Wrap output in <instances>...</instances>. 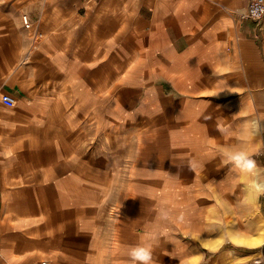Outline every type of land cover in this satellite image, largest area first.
<instances>
[{"label":"crops","instance_id":"0c3cea01","mask_svg":"<svg viewBox=\"0 0 264 264\" xmlns=\"http://www.w3.org/2000/svg\"><path fill=\"white\" fill-rule=\"evenodd\" d=\"M248 2L0 0V98L16 101L0 100V264H130L153 231L155 264H210L195 245L212 164L237 145L242 99L264 109V17H244ZM253 122L240 150L261 144Z\"/></svg>","mask_w":264,"mask_h":264},{"label":"rangeland","instance_id":"374dc122","mask_svg":"<svg viewBox=\"0 0 264 264\" xmlns=\"http://www.w3.org/2000/svg\"><path fill=\"white\" fill-rule=\"evenodd\" d=\"M230 100L236 99H228V101ZM247 100L248 99H242L243 108L238 117L230 120L229 116L228 125L230 124L229 126L233 127V134L228 135V141H233V143L237 142V145L234 147L228 144L227 154L238 151V143L240 142L236 140L241 139L240 136L244 125L249 123L250 120L255 121L259 114L264 117V109L261 105H254L253 99H250L253 104L252 107H250V103L247 104ZM83 135L84 133L81 135L82 138L80 136L79 141L80 143L83 141L82 145H86L87 138H85V135L83 137ZM258 137L261 143L259 147L250 152L244 147L242 150L248 152L251 157L256 160L257 165L260 168H264V129H259ZM122 138L123 137H121L119 131L116 130L114 143ZM131 139L130 136H127V140ZM85 147L86 146H84V148ZM116 147L118 148L120 146L116 145ZM212 168L217 171L219 188L210 191L207 203L208 208H205V211L199 210L201 217L204 212L203 218L209 223L210 232L205 241L196 243V250L206 253L205 262H209L210 264H257L251 259V256L246 258L243 256L251 253L261 254L260 250L264 244L262 247L259 246L257 248L246 247L239 244L249 245V242L251 240L253 241L258 236L259 230H261V228L264 229V195H261L258 198L255 195L254 200H251V197L245 188V185L248 183L247 177L241 174L239 169H234L227 158L223 163L218 165H214L213 163ZM225 180L227 181V184L222 187ZM125 199L126 197L123 192V187L120 186L115 190L114 208L110 207L107 215L112 219L117 218L119 214L118 212H120L118 209L125 207V204L123 203L126 201ZM193 210H187L186 212L190 213ZM176 211L180 214L185 212L179 209H176ZM168 212L169 216H171L172 211ZM256 228L257 233L251 238L255 234ZM227 233H231L235 236L234 238L236 241L232 240V238L230 239L229 236L226 237L225 234ZM217 240H220V243L216 246L214 243ZM228 250L232 252V258L227 257L226 251ZM261 256L263 261L260 264H264V257L262 254Z\"/></svg>","mask_w":264,"mask_h":264},{"label":"clouds","instance_id":"9594fccd","mask_svg":"<svg viewBox=\"0 0 264 264\" xmlns=\"http://www.w3.org/2000/svg\"><path fill=\"white\" fill-rule=\"evenodd\" d=\"M253 124L259 131L260 125L257 122ZM226 158L234 169H239L240 173L247 177L248 183L245 188L249 194L254 193L257 198L264 195V168H260L248 152L238 150L227 154ZM162 218L168 220L169 212L165 210ZM161 234L157 231L147 233L139 243L130 246L127 251L130 264H155L153 244L158 242Z\"/></svg>","mask_w":264,"mask_h":264},{"label":"built area","instance_id":"2783aa9c","mask_svg":"<svg viewBox=\"0 0 264 264\" xmlns=\"http://www.w3.org/2000/svg\"><path fill=\"white\" fill-rule=\"evenodd\" d=\"M244 17L255 22L260 21L264 17V0H249ZM23 21L24 27L28 28L25 18ZM0 100L2 103L10 107H13L16 104L15 99L9 94L2 95ZM39 264H46V262L41 261Z\"/></svg>","mask_w":264,"mask_h":264},{"label":"bare ground","instance_id":"6f19581e","mask_svg":"<svg viewBox=\"0 0 264 264\" xmlns=\"http://www.w3.org/2000/svg\"><path fill=\"white\" fill-rule=\"evenodd\" d=\"M249 196L251 197V200H254V198H255V194L254 193L249 194ZM233 238H232V240L236 241L235 238L234 239ZM263 243H264V229L261 228V230H259L258 236L253 241L251 240L249 242V245L253 246V247H255V246L259 247V246H262Z\"/></svg>","mask_w":264,"mask_h":264},{"label":"trees","instance_id":"16d2710c","mask_svg":"<svg viewBox=\"0 0 264 264\" xmlns=\"http://www.w3.org/2000/svg\"><path fill=\"white\" fill-rule=\"evenodd\" d=\"M262 253H263V255H264V246L262 247V249L260 250Z\"/></svg>","mask_w":264,"mask_h":264}]
</instances>
